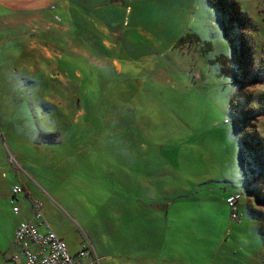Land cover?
Returning a JSON list of instances; mask_svg holds the SVG:
<instances>
[{
  "label": "rangeland",
  "instance_id": "1",
  "mask_svg": "<svg viewBox=\"0 0 264 264\" xmlns=\"http://www.w3.org/2000/svg\"><path fill=\"white\" fill-rule=\"evenodd\" d=\"M228 1L239 7L247 21L244 29L233 27L226 36L221 15L207 0H64L56 9L13 17L9 26H1L0 33L5 36L0 38L9 46L15 43L13 39L22 45L25 42L13 72L21 69L29 74L54 75L57 69L52 57L57 45L66 55L73 53L84 65L85 74L105 82L108 79L92 67L100 62L95 49L104 37V43H109L106 48L113 50L112 40L118 31L124 37L118 49L124 58L115 62L117 68L123 66V73L131 79L146 77L145 86L135 95L126 82L91 89L92 108L97 101L95 108L102 111L93 123L95 132L93 136L87 132L81 139L74 134L73 158L64 161L63 173L72 167L79 169L80 188L64 191L49 185V173L33 165L43 160L45 147L39 139L29 134L21 140V135L5 132L0 123L5 137L0 133V254L6 252L9 263L16 264L10 258L14 229L29 217L33 198L41 201L45 219L66 245L89 239L97 252L103 245L100 221L117 225L132 216L136 221L133 227L139 230L135 229L138 234L130 241L142 244L153 239L151 235L162 225L167 209L178 212L190 205L188 210L196 207L207 211V216H212L208 211L213 209V237L205 235L206 227L203 236L179 234L176 247L180 254L174 257L179 262H174L264 264V0ZM48 2H40L41 9L53 6L55 0ZM75 25L79 31L76 38ZM233 45L240 69L234 63ZM7 47L0 44V89L13 91L10 65L3 64L10 52ZM12 57L13 52L8 59ZM140 58L149 61L141 64ZM45 60H49L48 67ZM57 76L60 83L67 84L62 73ZM120 78L114 76L112 81ZM68 88L46 97L63 116L70 111L80 123L82 111L74 89ZM100 100L105 102V110L99 109ZM12 101L13 96L1 111H9ZM22 119L33 124L37 121L34 117ZM58 123L56 137L66 138L70 122L62 119ZM22 132L29 130L18 133ZM243 137L257 148L260 158L241 145ZM10 160L18 164V173ZM19 180L29 195L21 193L18 200L13 199L21 210L16 214L10 189ZM235 193L240 194L235 203L237 220L231 219L225 202ZM169 202L174 203L171 208ZM174 231L166 232L172 246ZM167 251L173 252L169 247L164 254ZM68 252L73 255L74 248L68 247Z\"/></svg>",
  "mask_w": 264,
  "mask_h": 264
},
{
  "label": "trees",
  "instance_id": "2",
  "mask_svg": "<svg viewBox=\"0 0 264 264\" xmlns=\"http://www.w3.org/2000/svg\"><path fill=\"white\" fill-rule=\"evenodd\" d=\"M208 3L221 15L220 23L222 25L223 35H228L229 31L232 30L233 27H237L238 29H244L243 27L246 25L247 18L246 16L242 15L240 13L239 7L235 3H230L228 0H207ZM115 26V25H114ZM122 31V29L120 30ZM79 31L76 25L74 26V38L78 36ZM51 38V37H50ZM99 40V48L95 49V52L100 57V60L107 62H110L111 60H119L124 58V56L121 54L122 51H119L118 49H121L122 42L124 40V37L119 34L118 31L114 33V38L112 40L113 43V50H108L106 48V45L104 44V37H100ZM23 39V38H22ZM15 41L12 42V44L9 46L8 42H4L1 45H8L7 49L10 50L8 56L13 52V57L11 59H8V56L4 57V65L8 62L11 68V74L13 75V78L11 79L10 84H14L12 86L13 91H5L0 89V107L5 108L7 105V101H11V97L13 96L12 103L8 105L10 107L9 111L8 108L5 112H2L0 109V117H2L1 124H4V130L5 132H9L12 135L18 134L21 135V140H23V137L28 136L29 134L33 135L35 138L37 137L39 139L38 143H40L41 147H45L41 151V156H43V160L38 163L36 161L33 165L35 166L36 170H41L42 172H48L49 173V185H57L60 186V188H64V191L70 190L73 186L80 188V186L83 184L81 180H79L78 173L79 169L72 167L71 170H68L66 173H63L64 170V161L66 159L73 158V152L75 148L72 146V144L75 142V135L78 134V137L85 138V135L87 132L90 133L91 136H93V133L95 132V128L93 126V123L96 119V117H100L101 112L96 110V103L94 109L92 108V100L93 95L91 94V89L93 87H98L96 89H104L106 88L110 83L117 82L118 84H122L126 82V85L130 87V93L132 95H135L139 89L145 86V79L136 80L135 78H129L127 77V73H123V66L120 67L119 71H116L115 68L110 64L107 63L106 65H90L91 63L87 62V65H90L92 67H96L95 73L102 78H104L105 82L98 81L97 79L93 78L89 74H85L87 72L84 71V65H80L76 58L73 57V53L70 52L72 55H66L63 51V47L55 45L53 43L54 49L56 50V53H54V57H52V61H54V68L57 69V72L54 75L49 76H43V73H35V74H29L25 70H19L16 72H13V65L16 62L15 58L20 54V51L24 47V43H17L16 39H13ZM231 42H234V39H232ZM23 46V47H22ZM59 49V50H58ZM137 51V50H136ZM58 52V53H57ZM116 52V53H115ZM232 52L234 55V63L236 64L237 68H241L240 59L238 58V51L236 47L232 46ZM137 53H139L137 51ZM135 58V55L131 56ZM85 59L82 57V60ZM126 61H128L127 58H125ZM15 60V61H14ZM141 60V64H144L146 60H142L141 58L138 59ZM149 61V60H148ZM148 61L146 63H148ZM46 66L48 67L49 60H45ZM124 65L126 68L129 66V64L121 62V65ZM142 68H145L142 67ZM62 73L66 80L67 84L60 83L57 73ZM122 76L117 81H112L113 77ZM238 77V76H237ZM65 82V81H64ZM65 84V85H63ZM63 86V87H62ZM65 87H69V89H74V92L76 94V104L79 106V109H81V117L78 118L79 122H76L73 120V116H71V112L69 111L66 116H63V112L57 105L51 102L48 97H52L54 94L62 93V89H65ZM67 90V89H66ZM106 92H110L109 90H106ZM119 92V90H118ZM48 94V95H46ZM59 95V94H58ZM84 102V105H82V102ZM105 102L100 100L99 102V109L105 110ZM27 112H25V110ZM60 113V114H58ZM52 114L55 117H49V115ZM98 114V115H97ZM34 117L37 121H35V124L32 122H26L22 119V117ZM47 116V117H45ZM44 117V118H42ZM69 117V118H68ZM10 119H13L11 121ZM62 119L68 120L70 122V128L67 132L68 136L66 138L63 137H56V131L60 129L58 121H61ZM105 125V124H104ZM106 128V125H105ZM1 129V125H0ZM75 129L78 130L74 131ZM22 130H29V132L21 133L18 132ZM1 133V132H0ZM48 133V134H46ZM2 134V133H1ZM7 134V133H6ZM9 136V134H7ZM44 137L43 141L40 140L39 137ZM2 138H5L2 134ZM13 139H16L14 136ZM241 145L244 146V148H248L249 150H252V152L255 154V157H259V152L254 145L250 141H248L246 138H240ZM29 144V143H25ZM39 146V145H37ZM52 147V148H51ZM49 148L50 150H47ZM41 150V149H40ZM39 150V151H40ZM81 153V152H80ZM77 154L79 155V151H77ZM88 155V153L86 154ZM32 157V156H31ZM261 157V156H260ZM259 157V158H260ZM35 159H40L41 157ZM32 158V159H34ZM9 163L12 165V168L15 170L16 173H18V169L16 166L18 165L16 162L14 163L12 160L9 161ZM70 163V160L68 161ZM264 173V171H263ZM81 179V176H80ZM21 181V180H19ZM79 184V185H78ZM81 184V185H80ZM14 186H19L21 188V191L17 194H14L12 192V189ZM87 189V187H86ZM11 198L13 202V198L18 200V196L21 193H25L26 195H29L26 186L21 182L13 183L11 184ZM63 191V193H64ZM239 193H235L233 195H236ZM233 195H229L226 197V204L230 207V217L232 213V208L227 202V199ZM240 195V194H239ZM240 198V197H239ZM73 201L79 202L77 200ZM87 199L83 200L84 202ZM38 202L41 204L40 209L42 208V203L40 201H34V199H30L29 203V210H32V214L29 217L28 220H33V210L35 209V203ZM15 207V206H14ZM16 208V207H15ZM42 214L43 211L41 210ZM16 214H19L18 212H15ZM44 223H47L49 226L50 224L45 219L44 214ZM22 221V220H21ZM132 221L136 222L135 219L127 215L125 221H121L117 225L111 224L110 221H105L107 226H112L117 229L126 231L129 227H132ZM20 222V221H19ZM102 222V221H100ZM105 222H102L103 224ZM18 225V224H17ZM17 227V226H16ZM15 227V229H16ZM15 229L13 232V248L14 253L11 255V260L14 263H20L24 264L22 258L19 257V259L15 260L13 256L17 253V245L15 243ZM54 231V230H53ZM55 232V231H54ZM57 235V234H56ZM58 236V235H57ZM87 243L83 240L81 244ZM89 246V244L87 243ZM68 247V246H67ZM90 247L92 249V245L90 244ZM93 251V249H92ZM93 253L98 257V255L93 251ZM99 259V257H98Z\"/></svg>",
  "mask_w": 264,
  "mask_h": 264
},
{
  "label": "crops",
  "instance_id": "3",
  "mask_svg": "<svg viewBox=\"0 0 264 264\" xmlns=\"http://www.w3.org/2000/svg\"><path fill=\"white\" fill-rule=\"evenodd\" d=\"M43 0H0V28L1 26H9L7 24L10 22L9 20L13 19V17L18 18L20 15H27L29 13H36L37 10H48V9H56L58 5H63L60 2H64V0H55L54 5L49 8L40 7V2ZM66 1V0H65ZM44 2H48V0H44ZM49 3V2H48ZM117 26V24H116ZM5 36L0 33V37ZM4 39L0 38V44L4 43ZM105 44V43H104ZM109 43L106 42V46ZM100 62H97L99 65L103 66L107 63H110L116 71H119V68H117V65L115 62H119V60H111L110 62H107L106 60ZM15 155V154H14ZM15 157V156H14ZM15 199V198H13ZM33 199V198H32ZM16 200V199H15ZM34 201H39L38 199H34ZM214 202H217V200H213ZM41 202V201H40ZM10 203L13 205V211L20 213L21 210L18 209L15 210V202L10 200ZM174 203L169 202V208L173 206ZM189 205V203H188ZM15 206V207H14ZM190 206V205H189ZM189 206H185L184 208H181L178 212H170L168 209L165 211L163 215V222L160 215H158L159 222H162V225L158 227V230H156L155 233H153L151 236L153 239L148 242H143L142 244H139L137 242L130 241L131 238H135L137 236L135 233V229H138L137 227H133L135 225V222L132 221V227H129L126 231L117 229L112 226H107L106 222L103 224L101 223V229L104 230V232L98 231L100 236H103V245L98 247L97 249L94 248L92 243L89 241L87 237V233H84V236L87 237L88 241H86L89 245H92L93 251L98 255L99 257V264H181L176 263L174 261L179 260L177 258H174L175 256H178L180 254V251L177 250V245L179 243V234L184 233H196L202 235L203 227L208 228L209 230L206 231L207 234L210 237H213V234L215 232V219L213 218V215L216 214L215 210L208 211L209 214L212 216H207V211L200 210L198 208H191L193 210H188ZM250 210H252L249 207ZM29 217L32 214V210H30ZM27 215L25 214V217ZM27 217V219H29ZM162 218V217H161ZM26 220V219H23ZM51 227V226H50ZM53 230V228L51 227ZM174 229L173 239L174 243L173 246L170 242L171 235L167 234V230ZM56 233V232H55ZM148 233L143 236L146 237ZM110 237V239L108 238ZM203 236V235H202ZM60 237V236H59ZM205 237V236H204ZM62 238V237H60ZM148 238V237H147ZM64 240V238H62ZM65 242V241H64ZM80 241L79 243H70V245L67 244L68 247L74 248V253H76L81 246ZM152 243V244H150ZM177 244V245H176ZM80 245V246H79ZM170 248L169 252L164 254V251L167 248ZM7 251V250H6ZM14 251V249H13ZM14 253V252H13ZM6 252H2L0 254V264H12L9 263L6 259ZM11 258V256H10ZM10 260V259H9ZM17 264V263H16ZM20 264V263H18Z\"/></svg>",
  "mask_w": 264,
  "mask_h": 264
},
{
  "label": "built area",
  "instance_id": "4",
  "mask_svg": "<svg viewBox=\"0 0 264 264\" xmlns=\"http://www.w3.org/2000/svg\"><path fill=\"white\" fill-rule=\"evenodd\" d=\"M20 191L19 186L12 189L14 194ZM239 197V194H236L227 199L232 208L231 219L234 220L238 219L235 203ZM40 207L41 204L36 202L33 220H22L15 229L14 241L17 245V253L13 256L15 260L20 257L24 264H99L98 257L87 243L82 244L73 255L70 254L64 240L44 223Z\"/></svg>",
  "mask_w": 264,
  "mask_h": 264
}]
</instances>
